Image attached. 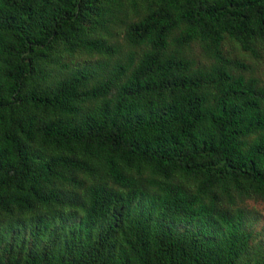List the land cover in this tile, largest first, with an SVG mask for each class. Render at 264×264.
Masks as SVG:
<instances>
[{"label":"trees","instance_id":"obj_1","mask_svg":"<svg viewBox=\"0 0 264 264\" xmlns=\"http://www.w3.org/2000/svg\"><path fill=\"white\" fill-rule=\"evenodd\" d=\"M264 0H0V264H264Z\"/></svg>","mask_w":264,"mask_h":264},{"label":"rangeland","instance_id":"obj_2","mask_svg":"<svg viewBox=\"0 0 264 264\" xmlns=\"http://www.w3.org/2000/svg\"><path fill=\"white\" fill-rule=\"evenodd\" d=\"M256 210L260 213V222L258 224V228L264 226V203L255 204Z\"/></svg>","mask_w":264,"mask_h":264}]
</instances>
